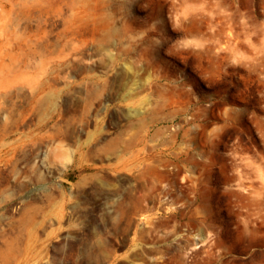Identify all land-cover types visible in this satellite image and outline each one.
I'll return each instance as SVG.
<instances>
[{
	"label": "rangeland",
	"instance_id": "rangeland-1",
	"mask_svg": "<svg viewBox=\"0 0 264 264\" xmlns=\"http://www.w3.org/2000/svg\"><path fill=\"white\" fill-rule=\"evenodd\" d=\"M0 264H264V0H0Z\"/></svg>",
	"mask_w": 264,
	"mask_h": 264
}]
</instances>
